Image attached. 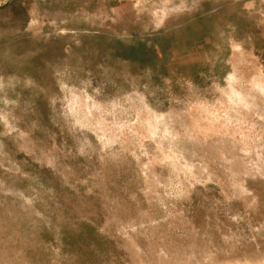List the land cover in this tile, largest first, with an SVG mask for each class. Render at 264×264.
<instances>
[{
    "label": "rangeland",
    "instance_id": "1",
    "mask_svg": "<svg viewBox=\"0 0 264 264\" xmlns=\"http://www.w3.org/2000/svg\"><path fill=\"white\" fill-rule=\"evenodd\" d=\"M140 262L264 264V0H0V264Z\"/></svg>",
    "mask_w": 264,
    "mask_h": 264
},
{
    "label": "bare ground",
    "instance_id": "2",
    "mask_svg": "<svg viewBox=\"0 0 264 264\" xmlns=\"http://www.w3.org/2000/svg\"><path fill=\"white\" fill-rule=\"evenodd\" d=\"M258 82V81H257ZM142 262H140V264H141ZM137 264V263H136Z\"/></svg>",
    "mask_w": 264,
    "mask_h": 264
}]
</instances>
